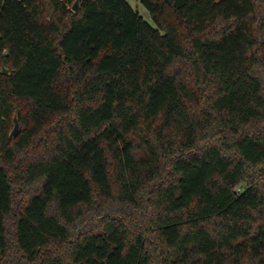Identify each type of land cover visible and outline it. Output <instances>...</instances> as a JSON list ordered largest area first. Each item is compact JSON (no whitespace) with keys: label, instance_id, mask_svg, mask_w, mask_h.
I'll list each match as a JSON object with an SVG mask.
<instances>
[{"label":"trees","instance_id":"trees-1","mask_svg":"<svg viewBox=\"0 0 264 264\" xmlns=\"http://www.w3.org/2000/svg\"><path fill=\"white\" fill-rule=\"evenodd\" d=\"M76 1L0 0V264H264V0Z\"/></svg>","mask_w":264,"mask_h":264},{"label":"rangeland","instance_id":"rangeland-1","mask_svg":"<svg viewBox=\"0 0 264 264\" xmlns=\"http://www.w3.org/2000/svg\"><path fill=\"white\" fill-rule=\"evenodd\" d=\"M129 2L146 22L154 25L149 10L142 4L141 0H129ZM14 128H15V125L10 127L11 130H14ZM19 129H20V126H19Z\"/></svg>","mask_w":264,"mask_h":264},{"label":"water","instance_id":"water-1","mask_svg":"<svg viewBox=\"0 0 264 264\" xmlns=\"http://www.w3.org/2000/svg\"><path fill=\"white\" fill-rule=\"evenodd\" d=\"M81 1H82V0H77V1H76V3L74 4V7H73V10H74V11H77V10H78ZM4 72L7 73L8 70L5 69ZM18 133H19V123H18L17 120H15V128H14V130H13V132H12L11 135H12V136H17Z\"/></svg>","mask_w":264,"mask_h":264},{"label":"built area","instance_id":"built-area-1","mask_svg":"<svg viewBox=\"0 0 264 264\" xmlns=\"http://www.w3.org/2000/svg\"><path fill=\"white\" fill-rule=\"evenodd\" d=\"M61 2H64V3H66L67 2V0H60Z\"/></svg>","mask_w":264,"mask_h":264}]
</instances>
